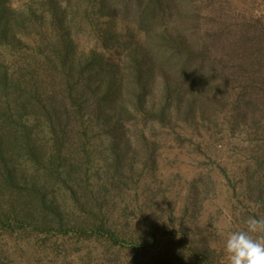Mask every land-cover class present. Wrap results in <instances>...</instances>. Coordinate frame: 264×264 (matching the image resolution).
Listing matches in <instances>:
<instances>
[{"label": "trees", "instance_id": "16d2710c", "mask_svg": "<svg viewBox=\"0 0 264 264\" xmlns=\"http://www.w3.org/2000/svg\"><path fill=\"white\" fill-rule=\"evenodd\" d=\"M86 1L96 8L99 45L77 55L72 30L82 15L89 16L88 8L81 9ZM219 1L28 0L16 8L12 0H0V191L10 197L6 221L19 210L25 223L40 215L43 230L53 228V218L61 225L59 206L54 198L48 201L54 195L47 188L56 186L81 210L66 233L88 232L109 247L140 246L110 218L85 221L83 205H90L93 193L84 163L87 142L95 134L107 140L108 166L116 177L131 154L128 135L137 116L164 120L171 105L180 110L186 98V115L194 117L226 94L230 68L263 48L256 37L257 25L263 26L253 17L231 23ZM120 18L127 28L119 29ZM189 253L204 264L214 254L206 244Z\"/></svg>", "mask_w": 264, "mask_h": 264}, {"label": "rangeland", "instance_id": "374dc122", "mask_svg": "<svg viewBox=\"0 0 264 264\" xmlns=\"http://www.w3.org/2000/svg\"><path fill=\"white\" fill-rule=\"evenodd\" d=\"M12 1L17 8L28 0ZM87 4L81 9H89L88 18L80 17L85 25L79 18L77 29L72 30L77 55L99 45L96 16L92 15L96 8ZM216 4L229 12L231 23L253 17L263 26L257 25L256 35L263 48L259 53L252 49V55L229 67L226 94L194 117L186 115V98L180 110L171 105L164 120L155 115L137 116L128 135L131 154L116 177L108 166L107 140L95 134L87 142L84 163L89 170L87 186L93 193L90 205H83L85 221L92 224L110 218L140 246L131 249L128 242H122L121 248L109 247L88 232L66 233L73 215L81 210L56 186L47 188L54 195L48 201L54 198L59 206L64 219L61 225L54 218L47 219L53 228L43 230L38 226L43 223L40 215L31 214L25 223L19 210L6 221L10 197L3 190L0 264H204L189 253L204 244L214 252L210 264H228L224 251L228 234L245 228L249 217L264 218V0H220ZM117 22L120 30L129 26L123 18ZM103 53L116 59L111 52ZM157 94L155 88L156 106ZM46 134L43 131L41 136ZM110 178L112 186L107 185ZM104 185L109 187L106 198Z\"/></svg>", "mask_w": 264, "mask_h": 264}, {"label": "clouds", "instance_id": "9594fccd", "mask_svg": "<svg viewBox=\"0 0 264 264\" xmlns=\"http://www.w3.org/2000/svg\"><path fill=\"white\" fill-rule=\"evenodd\" d=\"M246 227L228 234L224 251L228 264H264V218L249 217Z\"/></svg>", "mask_w": 264, "mask_h": 264}]
</instances>
